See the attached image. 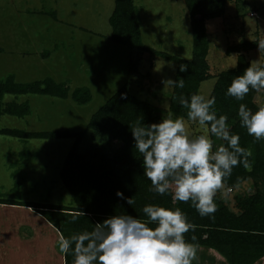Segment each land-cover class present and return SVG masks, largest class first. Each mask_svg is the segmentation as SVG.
I'll list each match as a JSON object with an SVG mask.
<instances>
[{
	"label": "rangeland",
	"instance_id": "374dc122",
	"mask_svg": "<svg viewBox=\"0 0 264 264\" xmlns=\"http://www.w3.org/2000/svg\"><path fill=\"white\" fill-rule=\"evenodd\" d=\"M199 1L206 12L213 10L214 0ZM132 2L139 12V34L143 44L171 55L190 57L189 19L182 0ZM112 7L113 0H0V79L13 75L16 81L29 82L49 74V78L65 85L68 92L74 87L84 86L90 93L89 101L82 104L75 103L69 96L4 95L0 97V108L7 102L27 99L29 110L25 116L1 114L0 129L30 132L83 130L82 142L90 141V132L84 130L90 114L125 82L130 92L149 101L153 113L162 116L170 113L168 97L171 88L164 87L162 80L174 78L175 63L148 52L131 53L128 48L104 38L110 32L106 18ZM205 27L209 41L206 61L210 76L199 84L198 93L207 96L213 75L235 62V54L224 51L229 43L240 38H259L257 42L264 40V0H239L236 6L228 3L222 15L206 20ZM97 36L95 42L93 38ZM57 37L63 41L64 49L49 55L46 48ZM68 40H72V44ZM253 52L246 53L249 61L259 60L257 51V55ZM130 61L135 62V72L129 68ZM254 101L257 105L264 104V93H256ZM188 124L191 132L202 131L198 125ZM213 141L214 145L221 143L215 137ZM71 143V137L21 138L0 134V197L21 203L70 205L72 200L58 177V170ZM114 147L112 141L106 150L112 152ZM250 181L243 182L249 186L240 185L232 188L233 191L222 189L223 192L221 190L217 196L235 210L234 196H246L254 191ZM263 181L264 177L256 179L255 183L260 185L258 187L264 194ZM15 206L27 209L26 205ZM18 207L16 210H0V213L22 212ZM27 211L41 217L31 208ZM47 229V226L43 228L44 232L54 236L53 227ZM46 242L54 246L52 252L43 254L47 257L42 258L57 260L61 255L57 242L55 239L50 242V237ZM10 255L3 253L2 260L14 259Z\"/></svg>",
	"mask_w": 264,
	"mask_h": 264
},
{
	"label": "trees",
	"instance_id": "16d2710c",
	"mask_svg": "<svg viewBox=\"0 0 264 264\" xmlns=\"http://www.w3.org/2000/svg\"><path fill=\"white\" fill-rule=\"evenodd\" d=\"M189 19L191 34V54L182 58L163 51H158L140 41L139 20L132 0H113V7L107 17L110 26L108 38L133 52H148L161 56L175 63L174 78L184 79V88H171L168 100V111L173 115L184 116L186 109L179 104L181 95L190 96L198 93L199 84L209 78L206 55L208 38L205 22L220 16L225 5H237L239 0H214L213 10L206 12L199 0H182ZM258 39L240 38L229 43L225 53H234L236 67L221 69L213 75V82L206 97L214 96V108L217 116L226 115L232 133L240 136V146L249 149L251 170L242 165L233 169L232 175L226 180V187L231 188L245 180H251L254 191L250 195L234 196V209L221 202L216 196L218 211L212 217H201L190 203L173 202L171 194L160 196L148 189L150 181L143 175L142 158L134 147L131 125L137 120L145 125L158 123L162 115L153 113L149 103L139 98L122 84L105 99L89 116L84 130L90 132V141H83L84 131H25L21 129L2 128L0 134L21 138H58L71 137L72 143L66 151L59 166L58 177L68 191L72 203L61 205L53 203H34L31 201L17 202L0 197V204L26 205L38 212L59 235L68 237L85 230L91 231L93 224L102 222L111 215L128 214L144 218L142 208L146 204H158L167 208L179 207L186 213L189 222L196 225L195 231L186 234L185 239L200 246H206L218 252L227 264H252L264 254V194L256 179L264 177V139L256 141L240 126L238 118L239 104L244 103L257 110L254 101L256 92L250 91L244 100L226 95L227 87L236 75L243 73L249 66L248 54L258 53L264 63V52H258ZM253 52V53H254ZM256 53V55H257ZM131 71L136 70L135 62H129ZM187 65V70L180 71V65ZM10 94H48L60 98L70 97L77 104L90 99L88 88L74 87L70 92L65 85L51 78H43L31 82L16 83L10 76L0 80V97ZM28 104L7 102L0 108L1 114L22 116L28 113ZM196 124H193V127ZM115 143L112 152H108L111 142ZM83 143L81 147L80 144ZM222 143V142H221ZM259 184V183H258ZM264 184L262 182L261 186ZM122 192L125 198L132 197L134 204L129 206L116 193ZM84 213V216L79 213ZM195 235L196 240L191 237ZM63 264H71L72 257L67 261L62 256Z\"/></svg>",
	"mask_w": 264,
	"mask_h": 264
},
{
	"label": "clouds",
	"instance_id": "9594fccd",
	"mask_svg": "<svg viewBox=\"0 0 264 264\" xmlns=\"http://www.w3.org/2000/svg\"><path fill=\"white\" fill-rule=\"evenodd\" d=\"M257 46L258 52H264V40ZM187 67L180 65V71ZM162 83L168 88H184L182 78H167ZM250 91L264 93V63L258 59L234 76L226 95L241 101ZM179 104L187 110V119L168 113L158 123L145 125L140 119L131 125L134 147L142 158L143 175L151 183L150 192L170 193L174 203H190L201 217H212L218 211L215 198L226 187L233 169L242 165L251 170L252 153L240 146V136L231 132L228 117L217 116L214 96L181 95ZM238 118L249 136L264 139V104L257 105L256 111L239 104ZM188 122L202 131L191 132ZM213 137L222 143L214 145ZM116 195L129 206L135 203L122 192ZM142 213L143 219L114 214L93 224L91 231L68 237L61 233L59 253L66 261L71 256V264H192L197 259L198 244L185 239L196 225L185 212L179 207L146 204ZM191 240H196L195 235Z\"/></svg>",
	"mask_w": 264,
	"mask_h": 264
},
{
	"label": "crops",
	"instance_id": "0c3cea01",
	"mask_svg": "<svg viewBox=\"0 0 264 264\" xmlns=\"http://www.w3.org/2000/svg\"><path fill=\"white\" fill-rule=\"evenodd\" d=\"M134 7H136V6H134ZM137 7L139 9L140 6H137ZM110 12H111V10L108 12V15ZM138 14H139V12L137 10V16H138V20H139V24H140V19H139ZM79 27H83V26L80 25ZM109 33L104 38L109 39L108 38ZM98 37L99 36L93 38V40L96 42V40H97L96 38H98ZM61 41L62 40L60 37L59 38L57 37V39L53 40V42L51 41V46L46 48L50 51L49 55L52 53H56L57 51L61 52L64 49V45H62L63 41L62 42ZM68 41L71 42V44H72V40H68ZM64 44L66 46L69 45L66 42H64ZM98 48L99 47H97L96 50ZM49 55L45 56V58H47ZM80 64H82V63H80ZM49 76H50L49 74H48V76H47V74L42 75L40 77V80L43 78H49ZM5 77L1 78L0 80L5 79ZM11 77H12V80L16 83H24L21 81H16L13 78V75ZM29 82H31V81H29ZM125 83H121L120 86L122 84H125ZM130 93H133V92H130ZM7 94H10V93H4V94H2V96L7 95ZM22 94H27V93L10 94V95H22ZM28 94H30V93H28ZM133 94H135V93H133ZM135 95L138 96L137 94H135ZM22 102L26 103V105L28 104L27 99L22 101ZM22 102H15V103H22ZM147 102L149 103V101H147ZM28 108H29V105H28ZM26 114H27V112L25 114H23L22 116H25ZM245 181H243V182H245ZM243 182L236 185L235 187H231L230 191H233L235 188H237L240 185L249 186L248 183H243ZM250 183L252 184L251 181H250ZM232 188H234V189L232 190ZM224 189L226 190V188H224ZM223 190H222V192H223ZM17 207L15 205L0 204V208H1L0 210L1 211H4L6 209L16 210ZM18 209L22 210V212L11 213V215L8 214L10 212H1L0 213V264H63L62 255H60V257L57 256V260L53 259L51 261H49L47 259L44 260L42 258V257H47L43 254L51 253L52 247L54 246V244L53 245L48 244L46 242V238L50 237V242H53L54 239H55V242H57L58 237H59V233L54 228H53L54 236L51 235L50 233H48V231H46V233H45L43 228H45L47 226V228L50 229V228H52V226L49 225L47 222H45V220L42 218V216L39 217V216H36V214L34 215L33 213L28 212L27 211L28 207H27V209H25L24 207H22V208L18 207ZM25 211H27V214L24 213ZM35 226H36V228H35ZM29 229H31V230H29ZM49 229H47V230H49ZM41 232H43V233L41 234ZM43 242H45V243L43 244ZM10 247H14V248H10ZM45 249H49L50 251L45 252ZM5 252L11 254L10 256H13L14 259L10 258L9 260L7 259L8 261H3L2 260L4 257L3 253H5ZM192 264H227V263L224 260V258L218 252H216L214 249L206 247V246L198 245L197 259L194 260L192 262ZM252 264H264V254L261 257H259L257 260H255Z\"/></svg>",
	"mask_w": 264,
	"mask_h": 264
},
{
	"label": "built area",
	"instance_id": "2783aa9c",
	"mask_svg": "<svg viewBox=\"0 0 264 264\" xmlns=\"http://www.w3.org/2000/svg\"><path fill=\"white\" fill-rule=\"evenodd\" d=\"M227 191H230V188H226Z\"/></svg>",
	"mask_w": 264,
	"mask_h": 264
}]
</instances>
